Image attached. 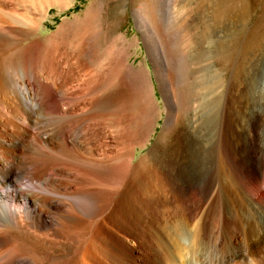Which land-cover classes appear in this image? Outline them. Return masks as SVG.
Listing matches in <instances>:
<instances>
[{"label":"bare ground","instance_id":"bare-ground-1","mask_svg":"<svg viewBox=\"0 0 264 264\" xmlns=\"http://www.w3.org/2000/svg\"><path fill=\"white\" fill-rule=\"evenodd\" d=\"M161 3L151 0L136 11V21L163 111L151 71L134 65L126 35L102 47L110 37L92 27V8L45 37L38 26L24 43L29 21L10 0H0V264H112L91 251L89 227L103 225L121 204L138 218L124 232L134 233L131 249L155 251L163 264H264L262 112L240 111L234 78L227 92L217 91L214 64L199 54L208 46L179 48L180 27L171 20L178 8L165 15ZM190 20L182 24L187 28ZM69 82L76 83L72 99L65 94ZM162 112L156 143L135 161ZM228 162L246 185L230 177ZM72 163L80 176L65 166ZM87 169L96 180L82 177ZM79 181L88 188L78 190ZM72 183L74 191L65 190ZM56 195L81 198L98 211ZM65 234L81 238L71 244Z\"/></svg>","mask_w":264,"mask_h":264},{"label":"rangeland","instance_id":"rangeland-1","mask_svg":"<svg viewBox=\"0 0 264 264\" xmlns=\"http://www.w3.org/2000/svg\"><path fill=\"white\" fill-rule=\"evenodd\" d=\"M159 1L160 3L162 2L160 6L162 5L161 10L162 13H164L165 15H168V13H170L171 11L175 14L176 13L175 9L177 11L178 8L177 13L175 14L176 16L175 15L172 16L173 15L172 12H171L172 14L170 13L169 16H172L171 20L174 22L173 26L175 30L176 28H178V26L180 27V29L178 28L177 30V35H178L177 39H178L179 48L188 45L200 46V43L202 46H208L206 52L205 50H201L202 51L201 52L199 49V54L200 57L202 56L201 59L210 58L211 59L210 61H212L214 64L211 67L210 73L212 75H217L218 79L219 78L221 79V80L219 79L220 82L218 80V83H216L218 87L220 86L219 89L217 88V91H220L222 89L221 91H224V93L225 91L227 92L229 89L228 86L231 84L233 80L232 78H234L239 83L238 94L241 93V95L239 94L240 97L239 106H241L240 111L241 112L259 111V113L262 112L261 113L262 128L260 133L262 135L264 142V125H263L264 122H262L264 120L263 119L264 117V0H173V1L168 0V3L172 2L169 4H167V0H159ZM10 2L15 8V11L17 10L16 13H18L23 17L25 16L24 18L27 21H29L30 26L26 27V29H28L29 30L28 32L30 33H28V35H26L25 37L30 39H26L24 43H30V41L34 38L32 33L38 28V26L41 27V31H40L41 36L45 37L49 34L54 33L55 31H58L63 26H64L63 28H66L64 24L67 23L66 24L67 26L69 22H72V20L82 17L85 14L86 10L89 9L88 7L92 8L89 10V11H93L95 15L92 21V27L95 28L94 30H99L102 33H105L106 35L108 34V38L110 37L109 40L110 41L112 40L110 42L108 41V39L105 41V39L102 38L100 41L102 47H105L107 46V44L109 45L110 43L112 44L115 41H118L117 40V38L119 37L118 35L121 34L126 35L127 44L129 47L128 53L131 54V59L135 61L134 65L138 67L144 65L147 69L151 71L153 83L155 85V99L159 103L163 111L164 106H163L162 94L159 92L158 83L155 78V73L153 72L152 60L149 57L146 44L143 40L145 33L143 29H141V27L137 25V21H136V11H139L141 8H148L149 5L151 4V0H10ZM176 2L179 3L176 4ZM102 3L104 4V8L101 9ZM170 6L172 10L170 9L171 11L168 12L167 9L170 8ZM124 11L126 15H124ZM179 14L182 15L180 16ZM190 14H192V16H190ZM172 18H174V20ZM187 18L188 19L190 18L191 19L190 21L193 24H190L191 22L189 21L190 25L189 26L187 25L188 27L186 28L185 25L186 23L184 24L182 23L183 20ZM178 21L180 22V24ZM62 22L64 24H62ZM34 24L36 25V27ZM188 28H190V31ZM194 32L195 35L197 34V36L192 34ZM189 33L191 34L189 35ZM207 36H212V37L210 39L208 38L209 39V40L207 39L208 42L205 43V38ZM71 39L73 38L70 37L69 40L71 41ZM186 39L188 44L184 42L186 41ZM214 39H218L217 40L218 43L215 41L213 42L212 40ZM69 40L67 39V43L70 42ZM128 42L131 43L129 44ZM203 42L205 44H203ZM118 43L119 42H117V44ZM186 66H187L186 63H184L182 68L184 69L186 68ZM232 74L235 75L236 78L233 77ZM188 81L190 84L187 83V85H189V87L191 88L193 84L192 83L193 78H189ZM68 84H67V89H65V94L68 93L66 94V96L71 97V98L68 97V99H72L77 95L76 94L77 89L75 87L76 83L69 82ZM184 89L186 91V86ZM72 93L75 96L72 95ZM241 103L242 105H240ZM162 115L163 116H161L159 119L157 130L152 134L149 141L146 143V146L141 147L142 149L140 148V146H137L135 161L137 160V157L139 158L142 154L151 150L152 146L156 143L155 138L156 139L158 138L159 132L161 130V126L165 115L164 112H162ZM69 149L73 150V152L75 149V152L77 153H78V149H80L81 151L79 150V154L83 153V150L79 146H76L75 148L69 146L68 150ZM207 157H209V155H206L202 158L200 165L201 172H203L204 174L206 173L209 167L210 157L209 158ZM228 163L229 164L225 163V168L226 171L228 170L229 172L231 171L233 172V174L232 172L231 173L228 172V174L230 175V177L234 178L233 179L234 182L235 183L237 182L238 184L237 183L236 184L238 186L246 185L247 182L242 178L241 175L239 176V171H237L235 166L230 162ZM68 165L69 166H67L66 164L65 166L68 167L70 170H72V172L75 171L76 174L75 173L74 174L77 175L78 174L77 171L79 172V170H77L78 167H76L74 163H72L71 165L72 168L70 164ZM73 166H75L76 168ZM88 170L89 169H87V171ZM261 170H260V176L263 181L260 182V185L263 186L264 165H262ZM87 171H86L87 176H82V177H86V179L88 178L91 180L92 178H94V180H96L95 177H97V174L91 173L92 171L90 170H89L90 173ZM81 172L82 171L79 172L78 174L79 176L81 175ZM88 174H93V175L88 176ZM81 182L82 181H79L78 182L79 184L78 183L77 184L79 186L83 185V183ZM70 183L71 182H69V185ZM75 184L76 183L71 184V189L70 187L69 188L66 187L67 189L65 187L63 188H65V190L72 191L73 190L72 187ZM83 186H81L82 188L75 187V189L77 188L78 190H81L88 188V185L86 186V184L85 187ZM56 196L61 200V202L63 201V198H65L66 200L65 199L64 200L66 202H69L68 203L69 205L74 206L75 204L76 205L75 207L77 208H82V206H84L85 209H88L89 206H92V204L90 203H86V202L84 203V201L81 198L76 199L72 197L74 199L73 200L68 195H66V197L65 195H62L63 197L61 195L59 196L56 195ZM67 196L71 199V201L67 200L68 198ZM76 202L79 205H77ZM18 206L19 203H16L15 207ZM126 207L127 205L121 204L115 209L117 210L118 213L114 212L115 210H113V212L111 211L110 214L107 215V217L105 218L103 225L96 226L97 224L95 223H94L95 225L91 224L93 225V227L92 228L91 226L89 227V231L91 233L89 235L91 238L90 241L93 244L96 243L95 244L96 246L91 244L92 247L90 246V249H93L91 251L95 252L98 255L101 254L102 256L100 255V257H106L109 263L111 262L112 264H163L161 260V256L160 255L158 256V254H156L155 251L153 252L144 248L143 252L140 251L136 252V250L134 251L133 249H131V247H136L135 240H133V238L130 236L133 235L134 233H130L129 235H124V232L126 233L127 230L130 232V229L133 225L132 223H134L135 225L136 221H138V218L137 217L130 218V216L126 211ZM94 208L93 210L95 212L98 211V208H96V210ZM88 210L90 211V209ZM94 211H90V212L93 213ZM110 215L112 217L113 216L115 217L112 218ZM111 224H113L114 226L113 228L111 227L112 226ZM65 235L63 238L66 240L69 239L71 244L73 242L78 241V239L81 238V236L79 237L78 234H73V236L78 235L77 237H79L76 239L75 236V240L73 237H70L72 236V234L69 236L67 234ZM70 238L73 239L72 240L73 242L71 241ZM137 238H139V236H137ZM92 239L94 241H92ZM123 239L125 242L122 241ZM128 244H130L129 247L127 246ZM97 245L99 246L97 247ZM135 255L137 256L144 255V256L143 258H140V260L138 259L139 260L138 261L135 259L134 257Z\"/></svg>","mask_w":264,"mask_h":264}]
</instances>
